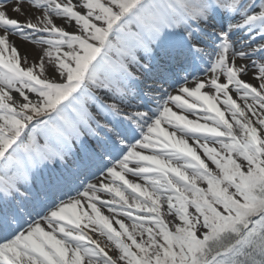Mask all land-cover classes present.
<instances>
[{"label": "snow or ice", "instance_id": "1", "mask_svg": "<svg viewBox=\"0 0 264 264\" xmlns=\"http://www.w3.org/2000/svg\"><path fill=\"white\" fill-rule=\"evenodd\" d=\"M0 264H264V0H0Z\"/></svg>", "mask_w": 264, "mask_h": 264}]
</instances>
